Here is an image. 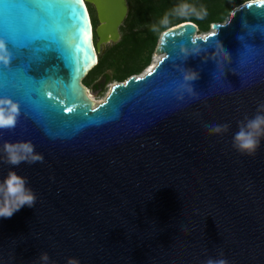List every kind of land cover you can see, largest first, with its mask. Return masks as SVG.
I'll return each mask as SVG.
<instances>
[{"label":"water","instance_id":"water-1","mask_svg":"<svg viewBox=\"0 0 264 264\" xmlns=\"http://www.w3.org/2000/svg\"><path fill=\"white\" fill-rule=\"evenodd\" d=\"M86 4L99 21L95 44ZM46 6L33 21L31 0H0L11 54L0 98L20 111L0 145L30 141L44 158L0 163V179L15 171L36 196L0 218V264H40L41 253L49 264H205L221 251L228 264H264V141L252 156L232 147L237 122L264 103V3L240 5L206 34L191 22L164 31L151 64L97 105L82 80L99 47L120 40L126 0ZM220 47L225 76L214 65ZM188 69L197 98L177 88ZM214 124L229 131L209 135Z\"/></svg>","mask_w":264,"mask_h":264},{"label":"clouds","instance_id":"clouds-1","mask_svg":"<svg viewBox=\"0 0 264 264\" xmlns=\"http://www.w3.org/2000/svg\"><path fill=\"white\" fill-rule=\"evenodd\" d=\"M203 10H198L195 6L188 3H182L173 9V14L177 16L196 15L201 17ZM163 24L167 23V16L162 20ZM153 30H156L155 27ZM193 53L199 55L202 51L199 47H193ZM188 53L185 52V59ZM216 60L214 65L219 73L225 76V66L231 63L229 54L223 47H220L215 53ZM11 54L6 44L0 40V64L5 67L10 65ZM183 82L177 85L178 89H183L193 98H197L198 94L193 91L192 81L199 79L196 71L191 69L183 71ZM20 115L19 105L10 98H0V130H11L17 124V118ZM209 135H223L229 131V124L205 125ZM238 131L232 139V147L241 155L252 156L260 148L261 142L264 141V103H260L256 113L251 117H245L237 122ZM43 155L35 151V146L30 141L19 142H3L0 145V163L19 166L21 163L35 164L43 162ZM28 180L16 174L15 171L9 170L7 175L0 179V218H11L14 213L18 212L22 207H33L36 202V196L27 187ZM40 264H49V256L47 253H41L39 256ZM54 264V262H53ZM67 264H79L76 258H69ZM205 264H228L223 258L221 251L217 258H208Z\"/></svg>","mask_w":264,"mask_h":264},{"label":"trees","instance_id":"trees-1","mask_svg":"<svg viewBox=\"0 0 264 264\" xmlns=\"http://www.w3.org/2000/svg\"><path fill=\"white\" fill-rule=\"evenodd\" d=\"M253 0H127L128 13L119 31L120 40L98 56L96 66L82 80L85 87L98 77L94 89L103 93L111 82L123 83L132 76L141 74L150 64L160 35L183 22L194 23L198 34H206L212 24H221L240 5ZM188 3L203 10L196 15L177 16L176 6ZM92 29L93 43L97 37L89 9L86 5ZM167 16V23H161ZM155 27L156 30H153ZM110 72V73H109Z\"/></svg>","mask_w":264,"mask_h":264},{"label":"rangeland","instance_id":"rangeland-1","mask_svg":"<svg viewBox=\"0 0 264 264\" xmlns=\"http://www.w3.org/2000/svg\"><path fill=\"white\" fill-rule=\"evenodd\" d=\"M126 2H127V0H126ZM86 5H87V7L89 9V12H90V15H91V18H92V22H93L94 29H96L99 26V21L97 19V14H96V9L92 5H89V4H86ZM119 34H120V37H121L120 31H119ZM96 42H97V40H96ZM114 44H115V42H110L108 44L101 45L99 47V49H98V56L101 55L106 49L110 48ZM100 81H101V77H98L90 86L86 87L87 88V91H88V95H89L90 99L93 101L94 105H97V104L103 102L105 100V98H106V96H107L110 88L113 85L117 84V82H111V83H109L108 85H106L105 91L103 93H100L99 91H95L92 88L95 83H99Z\"/></svg>","mask_w":264,"mask_h":264},{"label":"snow or ice","instance_id":"snow-or-ice-1","mask_svg":"<svg viewBox=\"0 0 264 264\" xmlns=\"http://www.w3.org/2000/svg\"><path fill=\"white\" fill-rule=\"evenodd\" d=\"M261 2L264 3V0H261ZM48 4L49 0H31L32 7L28 10V15L33 21L40 20L42 16H47V14L50 13L51 9L46 6ZM7 34L8 32L6 31V35Z\"/></svg>","mask_w":264,"mask_h":264},{"label":"bare ground","instance_id":"bare-ground-1","mask_svg":"<svg viewBox=\"0 0 264 264\" xmlns=\"http://www.w3.org/2000/svg\"><path fill=\"white\" fill-rule=\"evenodd\" d=\"M159 60H160V56H155L153 58L152 65L149 67L148 71H151L153 69V67L158 63Z\"/></svg>","mask_w":264,"mask_h":264},{"label":"flooded vegetation","instance_id":"flooded-vegetation-1","mask_svg":"<svg viewBox=\"0 0 264 264\" xmlns=\"http://www.w3.org/2000/svg\"><path fill=\"white\" fill-rule=\"evenodd\" d=\"M102 81V80H101ZM93 89H94V87H92ZM95 90V89H94ZM95 91H97V90H95Z\"/></svg>","mask_w":264,"mask_h":264}]
</instances>
